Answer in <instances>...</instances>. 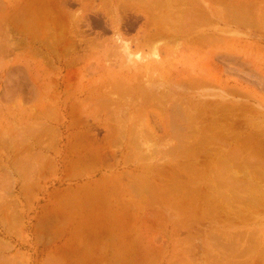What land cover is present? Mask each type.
I'll use <instances>...</instances> for the list:
<instances>
[{"label":"rangeland","instance_id":"374dc122","mask_svg":"<svg viewBox=\"0 0 264 264\" xmlns=\"http://www.w3.org/2000/svg\"><path fill=\"white\" fill-rule=\"evenodd\" d=\"M67 1L0 0V264H264V0Z\"/></svg>","mask_w":264,"mask_h":264},{"label":"bare ground","instance_id":"6f19581e","mask_svg":"<svg viewBox=\"0 0 264 264\" xmlns=\"http://www.w3.org/2000/svg\"><path fill=\"white\" fill-rule=\"evenodd\" d=\"M64 1H65V0H64ZM163 1H166V0H163ZM184 1H186V0H184ZM189 1L192 2V0H189ZM193 1H194V0H193ZM67 2L69 3V1L66 0V4H68ZM133 2H134V1H133ZM141 2H142V1H141ZM157 2H158V4H159L160 1H157ZM169 2H170V0L167 1V3H169ZM177 2L179 3L178 0H177ZM180 2H181V1H180ZM187 2H188V0H187ZM187 2H186V3L183 2V3L187 4ZM145 3H146V2H145ZM154 3H155V2H154ZM154 3H153V6H154ZM171 3H173V2H171ZM66 4H65V5H66ZM141 4H142V3H141ZM163 4H165V2H163ZM180 4H182V3H180ZM195 4H196V3H195ZM195 4H193V5L196 6ZM147 5H148V4H147ZM176 5H179V4H175L174 7H177ZM187 5H188V4H187ZM187 5H186V6H187ZM189 5H190V4H189ZM161 6H162V5H160L159 7H161ZM167 6H168V4H167ZM167 6H166V7H167ZM171 6H172V4H171ZM183 6H184V5H183ZM145 7L148 9L149 6H148V7L145 6ZM145 7H144V8H145ZM151 7H152V6H150V8H151ZM156 8H157V6H156ZM162 8H163V7H161V9H162ZM147 9H146V10H147ZM157 9H158V8H157ZM157 9H155V10H157ZM159 9H160V8H159ZM159 9H158V10H159ZM161 9H160V10H161ZM124 10H125V9H124ZM152 10H153V8H152L150 11L152 12ZM158 10H157V11H158ZM186 11H188V10H186ZM45 12H46V11H45ZM125 12L127 13V11H125ZM153 12H154V10H153ZM194 12H195V11H194ZM74 13H75V12H74ZM74 13H73V16H74ZM79 13H80V12H79ZM79 13H78V14H79ZM121 13H123V12H121ZM164 13H165V12H164ZM182 13H183V12H182ZM185 13H186V12H185ZM169 14H170V13H169ZM176 14H177V13H176ZM178 14H179V13H178ZM178 14H177V15H178ZM183 14H184V13H183ZM53 15H54V14H53ZM164 15H166V14H164ZM186 15H187V13H186ZM188 15H189V14H188ZM192 15H193V14H192ZM131 16H132V15H131ZM154 16H155V15H154ZM167 16H168V15H167ZM171 16H172V14H170L169 18H170ZM175 16H176V15H175ZM178 16H179V15H178ZM180 16H181V15H180ZM180 16H179V17H180ZM194 16H195V15H194ZM41 17H42V15H41ZM70 17H71V15H70ZM70 17H69V18H70ZM123 17H124V16H123ZM128 17H129V15H128ZM150 17H151V15H150ZM173 17H174V15L172 16V18H173ZM183 17H184V16H183ZM45 18H46V17H45ZM47 18H48V17H47ZM73 18H74V17H73ZM73 18H72V21H73ZM156 18H157V17H156ZM172 18H171V19H172ZM185 18H186V17H185ZM187 18H188V16H187ZM122 19H123V18H122ZM129 19H130V18H129ZM129 19H126V20H129ZM133 19H134V18H133ZM150 19H151V18H150ZM157 19H158V18H157ZM173 19H174V18H173ZM179 19H180V18H179ZM179 19H178V20H179ZM15 20H16V19H15ZM50 20H51V19H49V21H50ZM160 20H162L161 22L163 23V18H161ZM178 20H177V22H178ZM182 20H183V18H182ZM184 20H187V19H184ZM184 20H183V21H184ZM235 20H236V19H235ZM41 21H42V20H41ZM108 21H109V20H108ZM153 21H154V20H153ZM173 21H174V23H175L176 19H174ZM179 21H180V20H179ZM183 21H182V22H183ZM35 22H36V21H35ZM35 22H34V23H35ZM123 22H126V21H123ZM128 22H129V21H127V24H128V26H129V23H128ZM131 22H132V21L130 20V23H131ZM159 22H160V21H159ZM164 22H166V21L164 20ZM177 22H176V23H177ZM187 22H190V21H187ZM205 22H206V21H205ZM205 22H204V25H205ZM27 23H28V22H27ZM154 23H155V22H154ZM162 23H157V24H160V26L164 29V27H163L164 25H163V24H165V23H163V24H162ZM166 23H167V22H166ZM172 23H173V22H172ZM172 23H169V24L172 25ZM174 23H173V24H174ZM183 23H184V22H183ZM127 24H126V25H127ZM161 24H162V25H161ZM167 24H168V23H167ZM211 24H212V23H211ZM28 25H29V24H28ZM126 25H125V26H126ZM170 25H167V27H168V26H169L170 28H173V27H174L173 29H175V24L172 25L173 27L170 26ZM176 25H177V24H176ZM190 25H191V24H190ZM202 25H203V24H202ZM108 26H109V25H108ZM121 26H122V25H121ZM128 26H126V28H127ZM149 26H150V25H149ZM152 26H153V25H152ZM157 26H158V25H157ZM165 26H166V25H165ZM181 26H183V24H182ZM195 26H196V25H195ZM42 27H43V26H42ZM122 27H123V26H122ZM185 27H186V26H185ZM185 27L183 26V29H182V28H180V24L177 26V28L182 29V30H181L182 32H183V30H184ZM47 28H48V27H47ZM148 28L150 29V27H148ZM162 28L160 29V31L162 30V32H163V29H162ZM177 28H176V29H177ZM3 29H4V28H3ZM176 29H175V31H176ZM48 30H49V29H48ZM145 30H147V29H145ZM165 30H166V29H165ZM165 30H164V31H165ZM122 31H123V29H122ZM166 31H168V30H166ZM178 31H179V30H178ZM181 31H180V33H181ZM30 32H31V30H30ZM123 32H124V31H123ZM123 32H122V33H123ZM125 32H126V31H125ZM145 32H146V31H145ZM158 32H159V31H158ZM171 32H173V31H171ZM176 32H177V31H176ZM176 32H174L173 34H176V35H177ZM77 33H78V31H77ZM160 33H161V32H160ZM165 33H166V32H165ZM167 33H168V32H167ZM183 33H184V32H183ZM80 34H81V33H80ZM2 35H4V34H2ZM39 35H40V34H39ZM126 35H127V34H126ZM157 36H158V35H157ZM157 36H155V37H157ZM172 36H173V35H172ZM210 36H212V35H210ZM50 37H51V36H50ZM117 37H118V36H117ZM117 37H116V38H117ZM152 37H154V36H152ZM179 37H180V36H179ZM202 37H203V36H202ZM202 37H201V38H202ZM7 38H8V37H7ZM83 38H84V37H83ZM219 38H220V37H219ZM53 39H54V38H53ZM119 39H120V38H118V40H119ZM146 39H147V38H146ZM148 39H149V38H148ZM197 39H198V38H197ZM213 39H214V38H213ZM116 40H117V39H116ZM203 40H204V39H203ZM206 40H207V39H206ZM206 40H204V41H206ZM119 41H120V40H119ZM142 41H143V40H142ZM154 41H155V40H154ZM213 41H214V40H213ZM221 41H222V40H221ZM145 42H146V41H145ZM149 42L151 43V40H150ZM176 42H177V41H176ZM118 43H119V42H118ZM135 43H137V40H136V42H134V44H135ZM218 43H219V42H218ZM44 44H45V43H44ZM189 44H190V43H189ZM125 45L128 46V48H129V45H130V44L127 45V44L125 43ZM212 45H214V44H212ZM48 46H49V44H48ZM120 46H122V45H120ZM126 46H124V47H126ZM139 46H140V45H139ZM2 47H3V46H2ZM147 47H148V44H147ZM150 47H151V46H150ZM48 48H49V47H48ZM128 48H127V49H126V48H123V49L127 52V51H129ZM151 48H152V47H151ZM51 49H52V48H51ZM131 50H132V48H131ZM152 50H153V49H152ZM125 51H124V53H125ZM155 51H156V50H155ZM51 52H53V51H51ZM129 52H130V51H129ZM151 52H152V51H151ZM125 54H126V53H125ZM127 54H128V52H127ZM156 54H157V53H156ZM1 55H2V54H1ZM128 56H129V55H128ZM131 57H132V56H131ZM129 58H130V56H129ZM132 60H133V59H132ZM128 61H130V60H128ZM141 62H142V61H141ZM194 81H195V80H194ZM192 84H195V83H192ZM121 85H122V84H121ZM123 86H124V85H123ZM112 87H113V86H112ZM114 89H115V87H114ZM109 90H110V89H109ZM135 91H136V90H135ZM147 91H148V90H147ZM138 93H140V92H138ZM128 94H129V93H128ZM133 96H134V95H133ZM135 96H136V95H135ZM124 97H125V96H124ZM126 97H127V96H126ZM154 97H155V96H154ZM116 98H117V97H116ZM147 98H148V96H147ZM109 99H110V98H109ZM126 99H127V98H126ZM90 100H91V99H90ZM108 102H109V101H108ZM105 103H106V102H105ZM110 105H111V104H110ZM176 107H177V106H176ZM166 108H167V107H166ZM181 110H182V109H181ZM193 111H194V110H193ZM47 113H48V112H47ZM216 114H217V113H215V115H216ZM199 115H200V113H199ZM196 118H197V117H196ZM170 119H171V118H170ZM120 121H121V120H120ZM180 122H181V121H180ZM208 122H209V121H208ZM178 123H179V122H178ZM173 125H175V124H173ZM175 126H176V125H175ZM115 128H116V127H115ZM183 131H184V130H183ZM220 131H221V130H220ZM113 132H114V131H113ZM124 135H125V134H124ZM179 135H180V133H179ZM213 135H214V134H213ZM237 136H238V134H237ZM203 138H204V137H203ZM205 139H206V138H205ZM199 141H200V140H199ZM182 142H183V141H182ZM209 142H210V141H209ZM202 143H203V142H202ZM185 144H186V143H185ZM199 144H200V143H199ZM201 145H202V144H201ZM207 145H208V144H207ZM185 148H187V147L185 146ZM200 148H201V147H200ZM208 148H209V147H208ZM189 149H190V148H189ZM194 149H195V148H194ZM174 150H175V149H174ZM181 150H182V149H181ZM198 150H199V149H198ZM198 150H197V151H198ZM162 151H163V150H162ZM179 151H180V150H179ZM189 151H190V150H189ZM183 152H184V151H183ZM193 152H194V151H193ZM256 152H257V151H256ZM205 153H207V152H205ZM192 156H193V155H192ZM192 156H191V157H192ZM194 156H195V154H194ZM191 157H190V158H191ZM99 160H100V159H99ZM196 160H197V159H196ZM94 161H95V160H94ZM214 162H215V161H214ZM185 163H186V162H185ZM189 163H190V162H189ZM191 163H192V162H191ZM97 165H98V164H97ZM191 167H192V165H191ZM209 167H211V166H209ZM165 168H166V167H165ZM192 168H193V167H192ZM195 168H196V167H195ZM199 168H201V167H199ZM31 169H32V168H31ZM163 169H164V168H163ZM167 169H168V168H167ZM164 170H165V169H164ZM195 170H196V169H195ZM204 170H205V169H204ZM208 170H209V169H208ZM202 171H203V169L201 170V172H202ZM210 171H211V170H210ZM169 172H170V171H169ZM199 172H200V171H199ZM208 172H209V171H208ZM174 174H175V173H174ZM203 174H204V171H203L202 175H203ZM263 175H264V173H263ZM173 177H174V176H173ZM202 177H203V176H202ZM246 180H247V179H246ZM191 181H193V180L190 179V182H191ZM212 181H213V180H212ZM225 181H226V180H225ZM193 182H194V181H193ZM195 182H196V181H195ZM232 182H233V181H232ZM184 183H185V182H184ZM209 183H210V182H209ZM213 183H214V182H213ZM227 183H228V182H227ZM191 184H192V183H191ZM207 185H208V184H207ZM211 185H212V184H211ZM211 185H210V188H212ZM216 185H217V184H216ZM208 186H209V185H208ZM201 187H202V185H201ZM256 187H257V186H256ZM177 188H178V187H177ZM213 188H215V187H213ZM226 188H227V187H226ZM201 189H202V188H201ZM218 189H219V188H218ZM223 189H224V188H223ZM214 190H215V189H214ZM214 190H213V191H214ZM198 191H200V190H198ZM215 192H216V191H215ZM221 192H222V191H221ZM223 192H224V191H223ZM153 193H154V192H153ZM194 193H195V192H194ZM206 193H207V192H206ZM262 193H263V192H262ZM171 195H172V194H171ZM191 195H193V194H191ZM209 195H210V194H209ZM225 195H226V194H225ZM231 195H232V194H231ZM256 195H258V194H256ZM260 195H261V194H260ZM172 196H173V195H172ZM185 196H186V195H185ZM212 196H213V195H212ZM226 197H227V196H226ZM236 199H237V198H236ZM236 199H235V200H236ZM241 200H242V199H241ZM252 200H253V198H252ZM258 200H259V199H258ZM250 202H251V201H250ZM180 203H182V202H180ZM184 204H185V203H184ZM256 204H257V203H256ZM262 205H263V204H262ZM198 206H199V205H198ZM259 206H260V205H259ZM178 209H179V208H178ZM192 209H193V208H192ZM226 210H227V209H226ZM198 212H199V211H198ZM159 214H160V213H159ZM195 214H196V213H195ZM196 216H197V215H196ZM196 221H197V220H196ZM197 222H198V221H197ZM147 225H148V224H147ZM178 228H179V227H178ZM200 232H201V231H200ZM237 234H238V233H237ZM252 236H253V235H252ZM257 236H258V235H257ZM249 238H250V237H249ZM252 239H253V238H252ZM255 239H256V238H255ZM209 240H211V239H209ZM253 241L256 242L255 240H253ZM180 242H181V241H180ZM247 242H249V241H247ZM254 242H253V245H254ZM257 242H259V241H257ZM191 243H192V242H191ZM251 243H252V241H251ZM251 243L249 242L248 244H251ZM189 244H190V243H189ZM220 244H221V243H220ZM232 244H233V243H232ZM258 244H259V243H258ZM211 245H212V244H211ZM255 245H256V244H255ZM258 246H259V245H258ZM207 247H208V245H207ZM251 247H253V246H251ZM251 247H250V248H251ZM257 248H258V247H257ZM246 249H247V247H246ZM254 249H255V248H254ZM222 250H223V249H222ZM208 251H209V250H208ZM217 252H218V251H217ZM224 252H225V251H224ZM226 252H227V251H226ZM251 255H253V254H251ZM259 255H260V254H259ZM262 255H264V254H262ZM226 256H227V255H226ZM260 256H261V255H260ZM221 257H222V256H221ZM238 257H239V256H238ZM218 258H220V257H218ZM223 258H224V257H223ZM262 258H264V257H262ZM195 259H197V258H195ZM209 259H210V258H209ZM258 259H259V257H258ZM182 260H183V259H182ZM216 260H217V259H216ZM220 260H221V259H220ZM186 261H187V260H186ZM224 261H225V259H224ZM227 261H229V260H227ZM259 261H261V260L259 259ZM262 261H264V259H263ZM233 262H234V261H233ZM247 262H248V261H247ZM249 262H250V260H249ZM255 262H256V261H255ZM217 263H218V262H216V264H217ZM228 263H229V262H228ZM218 264H220V263H218ZM249 264H250V263H249ZM258 264H259V262H258Z\"/></svg>","mask_w":264,"mask_h":264},{"label":"crops","instance_id":"0c3cea01","mask_svg":"<svg viewBox=\"0 0 264 264\" xmlns=\"http://www.w3.org/2000/svg\"><path fill=\"white\" fill-rule=\"evenodd\" d=\"M120 242H121V241H118L117 243H119V244H120ZM118 263H119V262H115V264H118Z\"/></svg>","mask_w":264,"mask_h":264}]
</instances>
